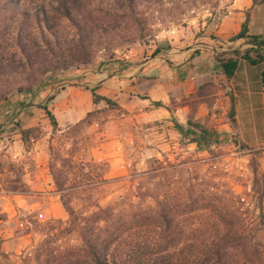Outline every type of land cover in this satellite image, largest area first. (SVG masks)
Wrapping results in <instances>:
<instances>
[{"label": "rangeland", "instance_id": "374dc122", "mask_svg": "<svg viewBox=\"0 0 264 264\" xmlns=\"http://www.w3.org/2000/svg\"><path fill=\"white\" fill-rule=\"evenodd\" d=\"M93 1L92 17L100 19L88 20L94 38L87 51L55 45L52 31L60 42L77 38L76 27L48 7L49 2L58 7L56 0H18L0 10V264H59L69 256L81 264L79 226L84 217L104 208L142 221L125 232L128 239L155 244L158 203H166L174 219L172 251L180 247L191 254L227 233L231 236L227 264H263L264 142L248 146L233 129L219 132L205 116L193 119L188 114L191 122L182 125L178 145L169 140L167 152L155 144L148 150L149 140L159 141L156 131L176 130L175 116L168 118L170 123L151 124L152 129H146V122L135 128L134 118L102 102L92 109L90 124L53 127L39 108L59 86L67 82L83 86L92 70L109 69L112 63L126 67L147 62L156 69L158 61L152 59L156 48L167 50L156 57L184 48H192V55L214 51L217 57L238 49L255 57L245 40L218 43L207 28L233 6L243 7L251 0H133L132 12L120 8L121 0ZM42 6L52 18L51 30L45 28ZM104 7L113 14L100 12ZM27 12L40 13L25 25L35 41L29 59L9 35L16 13L22 18ZM41 38L51 43V52ZM86 56L90 62H84ZM212 77L206 74L203 84L211 83ZM211 91L208 87L200 91L206 104ZM184 100L195 106L200 98ZM118 127L124 132L122 152L96 153ZM202 127L216 130L218 140L208 138L207 147L191 142ZM116 162L123 163L121 172L114 169ZM55 179L62 183L60 188Z\"/></svg>", "mask_w": 264, "mask_h": 264}, {"label": "crops", "instance_id": "0c3cea01", "mask_svg": "<svg viewBox=\"0 0 264 264\" xmlns=\"http://www.w3.org/2000/svg\"><path fill=\"white\" fill-rule=\"evenodd\" d=\"M250 5L251 1L243 7L233 6L226 14L220 16L218 21L209 24L207 28L214 35L213 39L218 43L228 42L229 44H239L237 42L240 39L244 40L239 38L233 42L228 39L240 30L245 12ZM247 33L264 38V2L251 10ZM191 51H193L192 48H184L183 51L171 56L156 57L160 52H163L161 55L167 52V50H158L155 55H152V59L158 61L159 69L148 66L147 62L126 67L116 62L108 66L109 69L92 70L84 79L87 84L79 86L67 82L59 86L60 90L55 92L45 105L54 115L58 127L75 123L97 106V103L92 102L90 93V88L94 87L97 94L111 98L118 104V110L126 112L131 119L134 118L132 122L135 128L137 123L141 122L149 125L146 129H152L151 124L162 121L164 124L170 123L168 118L171 115L176 117L180 125H183L188 114H191L193 119L205 116L208 118V124L219 132H230L233 129L248 146L262 144L264 142V91L261 72L264 59L257 64L239 59L235 76L226 80L220 71L213 68L217 59L214 51H200L196 55L190 54ZM248 55L251 59L254 58L251 53ZM202 65L203 68H201ZM87 73L85 72L86 75ZM206 74L213 76L209 79L213 89L209 94L212 97L210 103L206 104L207 102L198 100V104L194 106L185 102L186 98L191 100L190 102L196 99L193 96L191 98L190 95L194 94L204 82ZM229 95L234 97L235 102L234 126L228 122ZM172 101L176 104L173 108ZM217 109L220 111L216 112ZM109 122L114 123L115 126V120ZM258 129L263 130V134L259 135ZM120 130L121 128L118 127L112 138L103 139L95 152L105 155L121 153L124 132L121 133ZM155 136L159 141L153 143L149 140L151 148L146 147V149H155L153 148L155 144L163 152H167L166 150H170L169 140H173L175 145H178L180 134L170 127L165 131H156ZM116 163L118 165L114 169L121 172L123 163Z\"/></svg>", "mask_w": 264, "mask_h": 264}, {"label": "trees", "instance_id": "16d2710c", "mask_svg": "<svg viewBox=\"0 0 264 264\" xmlns=\"http://www.w3.org/2000/svg\"><path fill=\"white\" fill-rule=\"evenodd\" d=\"M18 0H0V10L9 9L13 5L11 3H16ZM93 0H56V3L59 5L55 7L51 2H49L48 7L61 14L65 18H67L77 29V38L69 39L68 41H58V37L56 36V32L52 31L55 37V45L57 48L68 47L71 50H79L84 51L87 47L92 44L93 40V32H92V23H89L88 20L98 21L100 17L95 15L92 17V13L95 11L93 9ZM123 6H120L121 9L129 10L132 12V3L133 0H121ZM264 0H251L250 7L245 12L244 20L241 23L240 30L230 37L229 41H235L239 38H243L246 43L251 44L253 46V51H255V57L251 59L248 53L240 54L238 49H232V51L225 53L217 54V59L213 64V68L216 71H220L226 80H230L235 76L237 70V61L239 59L247 60L251 64H257L259 61L264 59V38L257 35H249L247 33L250 12L254 6L263 3ZM108 7H104L103 9H99L100 12L106 14H113L111 11L106 9ZM43 9V6H42ZM105 9V10H104ZM118 10V9H117ZM39 12H27L24 14L22 18L14 17L9 24V35L14 39V44L19 52L26 58H30V50L32 49L35 41L32 36V29L26 30L25 25L27 22L31 23V16L38 18ZM103 15V14H102ZM43 20L45 22V28L47 30H51L54 25L50 23V19L47 15V11L43 9L42 15ZM38 27V25H37ZM31 28V27H30ZM15 31V33H13ZM12 32V33H11ZM213 38V37H211ZM42 41H44L41 38ZM45 46L49 49V52L53 50L51 43L45 39ZM31 46H29V45ZM30 48V49H29ZM87 51V50H86ZM261 51V52H260ZM158 52V49H154L153 55ZM91 58L86 56L84 62H90ZM261 82L263 85L264 91V67L261 72ZM75 84V83H70ZM205 84V83H204ZM200 84L196 92L192 95L194 98H200V100L206 102L201 96L200 91L209 88V91L212 90L211 83ZM208 91V90H207ZM91 99L94 104L103 102L106 107H110L113 109H119L118 104L113 101L111 98L99 95L96 93L95 88H90ZM53 96L50 97L51 100ZM230 105L228 109V118L230 123L234 126L235 124V102L234 97L229 95ZM156 104H159L156 102ZM52 124L53 127L57 126V122L55 120L54 115L50 110L47 109L46 105L40 106ZM92 114V110L88 111L85 116L78 120V124L86 123L90 124L89 117ZM190 124V120H187ZM177 132L181 133L183 126L179 124H175ZM27 131H22L21 135H26ZM214 137L215 140H218V132L214 129H206V127H202L200 131V135L197 138L190 139L191 142L196 145L203 144L204 146L210 145V139ZM52 174V169H49ZM54 177V174H52ZM55 184L57 187H61L62 183H58L57 179H55ZM63 206L66 207L65 202H62ZM159 210L156 211V215L158 218V233L155 244L146 243L144 245L139 244L134 241L132 237L128 239L125 235V232L128 229H131L134 225L140 226L142 221L136 220V218L132 217L130 219L119 217L116 213H114L111 209H98L95 212H92L87 217H84L83 225L79 226V235L82 241V260L81 264H227L226 257L227 254V244L230 240V235L227 233L217 236L215 241H212L209 245L199 250H195V252H191V254H187L184 248H177L172 251L170 246H175L171 241V228L173 227V217L169 216L167 210V204L158 203ZM68 210V208H67ZM69 214H71V210H68ZM101 222L100 226H94V224ZM141 223V224H140ZM130 226V228H129ZM132 226V227H131ZM155 240V238H154ZM66 261L64 263L59 262V264H77L76 260H72L70 256L65 258ZM81 259V258H80ZM79 260V257H78ZM264 264V262H263Z\"/></svg>", "mask_w": 264, "mask_h": 264}]
</instances>
